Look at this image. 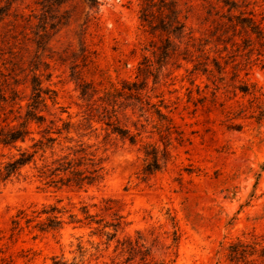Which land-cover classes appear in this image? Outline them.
<instances>
[{"label": "rangeland", "instance_id": "374dc122", "mask_svg": "<svg viewBox=\"0 0 264 264\" xmlns=\"http://www.w3.org/2000/svg\"><path fill=\"white\" fill-rule=\"evenodd\" d=\"M227 1L237 9L223 0H0L10 7L0 21V81H16L26 95L35 72L57 94L50 111L75 124L110 81H148L150 100L170 118L119 108L134 144L100 123L81 125L103 158L99 185L56 190L30 172L1 187L0 264H53L54 256L79 264H264V47L236 24L243 12L264 28V0ZM84 83L97 90L83 95ZM157 123L170 126L163 141L171 157L143 178L145 144L163 145ZM51 203L80 216L87 205L115 222L110 204L123 223L104 243L66 212L58 231L25 229L10 239L13 215ZM238 238L256 249L247 263L226 256Z\"/></svg>", "mask_w": 264, "mask_h": 264}, {"label": "trees", "instance_id": "16d2710c", "mask_svg": "<svg viewBox=\"0 0 264 264\" xmlns=\"http://www.w3.org/2000/svg\"><path fill=\"white\" fill-rule=\"evenodd\" d=\"M223 2L230 10L237 9L236 1ZM9 10L8 5H0V21L9 14ZM236 20L237 25L255 34L264 47V28L253 15L247 16L242 12L237 15ZM41 38H44V35ZM262 68L264 69V61ZM33 69L36 70L37 67ZM14 83L17 86L18 83L16 81ZM14 83L0 81V188L15 178L27 177L30 172L47 187L56 190L63 187L86 190L99 185L104 178L103 158L98 154V148H93L92 144L83 140L85 134L78 131L81 125L92 127L94 122L100 123L106 126L109 133L134 144L137 142V136L121 124L119 108L124 110L130 108L133 113L138 108L141 111L140 115L149 114L150 117L156 115L161 123L163 119L165 121L170 119L162 111V104L152 103L150 100V95L146 93L148 81L129 79H123L120 83L110 81L111 85L100 97V103L97 106L89 104L78 124L69 118L65 119L62 114L50 111L49 101L52 105L57 104V94L45 87L41 77L35 72L30 79L29 94L22 95ZM95 90H97L95 86L81 84L83 95L91 94ZM164 107L166 108V105ZM48 111L49 116L46 114ZM125 115L127 116V113ZM161 123L157 124L162 147L152 143H146L144 146L146 158L143 178L160 170L171 157L169 138L163 141L170 126L164 125L165 132ZM73 133H76L77 137ZM104 208L107 211L113 210L115 222L106 221L103 217L90 213L87 205L80 208L82 216L59 207L56 203L44 205L40 209H20L11 218L9 237L14 239L25 229L36 231L35 236L58 231L65 223L64 214L68 212L69 223L88 226L93 235H98L105 239L104 243H109L121 228L123 216L110 204ZM1 234L2 230L0 239L5 236ZM253 245L256 246L258 243L254 242ZM226 250L228 260L236 263L241 261L247 263L248 257L256 252V249H249V244L240 238L231 242ZM261 250L259 256L264 258V247ZM53 264L79 262L54 256ZM155 264L170 263L162 261Z\"/></svg>", "mask_w": 264, "mask_h": 264}]
</instances>
